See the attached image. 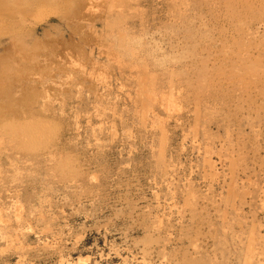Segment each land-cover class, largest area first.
<instances>
[{
  "label": "rangeland",
  "instance_id": "374dc122",
  "mask_svg": "<svg viewBox=\"0 0 264 264\" xmlns=\"http://www.w3.org/2000/svg\"><path fill=\"white\" fill-rule=\"evenodd\" d=\"M0 264H264V0H0Z\"/></svg>",
  "mask_w": 264,
  "mask_h": 264
}]
</instances>
